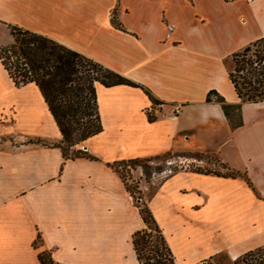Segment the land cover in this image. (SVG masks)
<instances>
[{"label": "crops", "instance_id": "obj_1", "mask_svg": "<svg viewBox=\"0 0 264 264\" xmlns=\"http://www.w3.org/2000/svg\"><path fill=\"white\" fill-rule=\"evenodd\" d=\"M13 27L144 88L97 84L103 130L65 155L40 87L0 59V264H141L133 236L147 223L114 163L168 151L232 171H175L147 200L175 264L264 247V100L243 101L227 63L264 37V0H0V48ZM211 90L241 107L227 115Z\"/></svg>", "mask_w": 264, "mask_h": 264}, {"label": "trees", "instance_id": "obj_2", "mask_svg": "<svg viewBox=\"0 0 264 264\" xmlns=\"http://www.w3.org/2000/svg\"><path fill=\"white\" fill-rule=\"evenodd\" d=\"M113 22L120 26L116 17H113ZM12 34L14 41L0 48V59L17 85L35 82L40 87L61 130L62 142L70 146L85 141L103 130L97 98V84L101 83L105 86L128 84L144 88L143 85L119 72L46 35L19 27H13ZM231 59L235 67L230 68V77L239 97L243 101H263L264 89L260 87L264 85V67L258 69L253 64L256 60L264 59V37L233 53ZM245 70L246 74H241L240 77L244 79V87L250 86L247 93H243L238 80L239 76L236 74V72ZM253 82L259 85H254ZM145 90L157 102L151 92L148 89ZM212 95H215L222 103L227 115L229 108L241 107V105L228 104L216 90L209 92L208 101L212 100ZM61 147L65 155H68L67 149L62 145ZM80 154H85V152L78 150L76 155ZM173 155L177 154L168 151L155 156L118 160L114 165L117 169L118 164L138 165L151 159ZM241 174L240 172L233 173V175ZM139 206L147 223L146 228L135 232L133 236L140 263L175 264L171 248L150 208ZM153 225L160 233L156 239L152 234ZM258 257L264 261V247L243 255L245 261L254 262L258 260ZM41 258L44 264H50L44 254Z\"/></svg>", "mask_w": 264, "mask_h": 264}, {"label": "rangeland", "instance_id": "obj_3", "mask_svg": "<svg viewBox=\"0 0 264 264\" xmlns=\"http://www.w3.org/2000/svg\"><path fill=\"white\" fill-rule=\"evenodd\" d=\"M229 68H234L235 63L231 58L227 60ZM238 80L241 84V89L243 93H247L249 91L250 86L244 87V79L240 77L241 74H246V70L244 73L236 72ZM243 84V85H242ZM254 85H259L253 82ZM264 89V85L260 87ZM250 93V92H249ZM84 141L79 142L78 144L70 146L68 143H63L67 149L68 155H75L77 153V146L82 145ZM83 151V150H82ZM197 160H203L205 162L204 167L197 165ZM202 170V171H210L217 173H232V171L224 168L219 161L217 156H203L194 155L193 156H167L161 159H151L145 161L143 164H131V163H122L117 165V171L121 174L123 179L126 182L127 188L133 195L135 202L141 205V207H147V200L155 193L156 189L159 187L160 183L170 174L175 171L180 170ZM154 227V225H153ZM152 234L154 235V239L160 236L159 232L155 229L152 230ZM45 258L50 264H54L51 262L49 255H45ZM219 264H262L264 261L258 257L257 261H248L244 260L243 256L234 260L227 253L220 254L216 259ZM257 262V263H256Z\"/></svg>", "mask_w": 264, "mask_h": 264}, {"label": "built area", "instance_id": "obj_4", "mask_svg": "<svg viewBox=\"0 0 264 264\" xmlns=\"http://www.w3.org/2000/svg\"><path fill=\"white\" fill-rule=\"evenodd\" d=\"M227 1H235V0H227ZM244 1H246V2H248V3H251V2H253L254 0H244ZM253 66L256 67V68H258V69L264 67V59L261 60V61H260V60H256V61H254ZM242 73H244V71H242ZM180 110H181V107H180V106H175V107H174V110H173V114H174V115L179 114V113H180Z\"/></svg>", "mask_w": 264, "mask_h": 264}]
</instances>
